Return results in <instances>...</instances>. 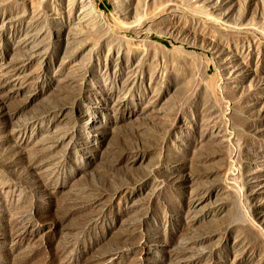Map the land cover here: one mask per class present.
Returning a JSON list of instances; mask_svg holds the SVG:
<instances>
[{"label":"rangeland","instance_id":"1","mask_svg":"<svg viewBox=\"0 0 264 264\" xmlns=\"http://www.w3.org/2000/svg\"><path fill=\"white\" fill-rule=\"evenodd\" d=\"M0 264H264V0H0Z\"/></svg>","mask_w":264,"mask_h":264},{"label":"bare ground","instance_id":"2","mask_svg":"<svg viewBox=\"0 0 264 264\" xmlns=\"http://www.w3.org/2000/svg\"><path fill=\"white\" fill-rule=\"evenodd\" d=\"M83 15H84V14H83ZM84 16H85V15H84ZM84 16H83V17H84ZM82 19H83V18H82Z\"/></svg>","mask_w":264,"mask_h":264}]
</instances>
